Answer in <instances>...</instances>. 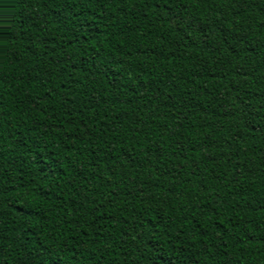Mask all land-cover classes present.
Here are the masks:
<instances>
[{"label":"trees","instance_id":"16d2710c","mask_svg":"<svg viewBox=\"0 0 264 264\" xmlns=\"http://www.w3.org/2000/svg\"><path fill=\"white\" fill-rule=\"evenodd\" d=\"M0 264H264V0H0Z\"/></svg>","mask_w":264,"mask_h":264}]
</instances>
